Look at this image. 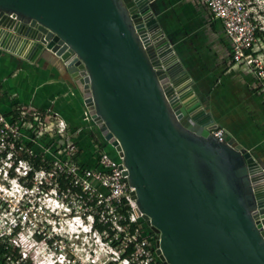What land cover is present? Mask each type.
I'll use <instances>...</instances> for the list:
<instances>
[{
  "label": "water",
  "instance_id": "obj_1",
  "mask_svg": "<svg viewBox=\"0 0 264 264\" xmlns=\"http://www.w3.org/2000/svg\"><path fill=\"white\" fill-rule=\"evenodd\" d=\"M0 49L63 63L162 264H264V165L210 133L155 0H0Z\"/></svg>",
  "mask_w": 264,
  "mask_h": 264
},
{
  "label": "built area",
  "instance_id": "obj_2",
  "mask_svg": "<svg viewBox=\"0 0 264 264\" xmlns=\"http://www.w3.org/2000/svg\"><path fill=\"white\" fill-rule=\"evenodd\" d=\"M201 1L222 24L230 42L231 65L244 67L264 90V9L256 7L254 0ZM28 131L34 136L30 133L27 135ZM210 133L219 141L225 135L221 128ZM42 138L52 139L55 144L43 145L39 142ZM24 139L40 149L41 160L37 169H33L28 159L35 154L26 147ZM76 151L67 124L57 115L43 118L19 109L18 119L11 120L0 110V171L16 185L18 195L16 205L8 210L7 204L0 200V264H70L64 247L52 245L62 235L56 232V215H52L53 210H47L45 199L55 203L60 201L62 207L66 205L62 208L63 216H69L72 220L77 217L70 216L71 209L66 202L76 199L88 210L84 217L89 232L98 231L93 227L96 217L99 224L107 225L115 232L113 240L123 233L120 255L128 244L133 246L130 259L119 256L120 262L153 264L149 236L142 235L138 228L133 233L129 232V225L142 219L135 212L136 206L130 195L132 188L123 175L120 158L101 152L97 159L98 168L88 169L74 161ZM23 155L28 158H22ZM46 156H49L48 160L44 159ZM32 169L33 174L29 177ZM60 178L68 181V189L62 192L58 189ZM9 185L10 182L0 192L4 194L11 189ZM69 186L79 192L72 193ZM123 207H126V215L119 212ZM32 209L37 214L43 213L48 219L37 221ZM126 220L127 223L121 224ZM100 233L107 239L106 232ZM112 239L108 240L110 246L117 248V245L112 246Z\"/></svg>",
  "mask_w": 264,
  "mask_h": 264
},
{
  "label": "crops",
  "instance_id": "obj_3",
  "mask_svg": "<svg viewBox=\"0 0 264 264\" xmlns=\"http://www.w3.org/2000/svg\"><path fill=\"white\" fill-rule=\"evenodd\" d=\"M155 2L165 35L199 100L209 109L218 128L249 150H255L254 144L263 139L253 136L256 129L244 103L254 99L255 103L258 98L264 112V90L244 67L231 65L230 42L221 22L201 0ZM82 105L81 96L59 59L47 55L28 61L0 49L2 112L11 115L12 111L25 109L43 118L57 115L65 121L69 132L77 133L84 124Z\"/></svg>",
  "mask_w": 264,
  "mask_h": 264
},
{
  "label": "rangeland",
  "instance_id": "obj_4",
  "mask_svg": "<svg viewBox=\"0 0 264 264\" xmlns=\"http://www.w3.org/2000/svg\"><path fill=\"white\" fill-rule=\"evenodd\" d=\"M254 1L256 7L260 6V9H264V0ZM159 20L161 23V18H159ZM47 55L48 54H45L43 57H46ZM257 96L263 99V95L257 93ZM77 98H79V96ZM254 100L248 104L244 103V105L246 111L253 118L252 121L256 129V134L253 133V136L260 137L261 139H263V142H256L254 144L255 150H250V152L259 163L264 165V112H262L263 109L260 104L261 100L257 98L256 102L253 103ZM81 107V110L83 111L82 115L84 117V124H82V129L80 128L79 132H70L72 138L74 139L75 137H78L79 134L81 135V133L83 132L86 138H91L87 139V144H90L92 141L100 144L103 143L102 145H104V147L102 148L108 149V152L114 155L113 149L105 147L107 143L105 142L106 144H104L96 125L88 116L84 104ZM74 128L75 130H77V127ZM257 144L259 146H256ZM14 172L16 173V171ZM9 182L11 183V185H9L11 186V189L5 191L4 194L1 193L3 187H5L6 184H9ZM16 189V185H14L12 181L8 180L4 176V173L0 171V200L4 201V203L7 204V210L9 209V207H12L17 203L18 195L16 194ZM45 198L46 197L44 196L43 199ZM44 202L47 210L49 212L53 210L52 215H56V232L62 235V238H59V241L61 242L57 241V243H53L52 245L64 247L67 257L71 260L70 264H123L118 259L120 256L119 251H121L120 249L123 245L119 242L118 244H116L117 248H113L110 246V242H108L107 239H104L106 236L102 237L100 231L95 232L94 230H92L91 232H89V227L87 226L88 224L84 217L88 210L82 204H79L76 199H71L66 202V204H69V208L71 209L70 216L77 217L73 220L70 219L69 216H63L64 212L62 211V208L66 207L65 203V206L62 207L60 201L55 203L53 200L45 199ZM32 211L35 210L32 209ZM79 217L81 218L79 219ZM35 219L39 221L48 219V217L43 213H36ZM81 220L83 222H81Z\"/></svg>",
  "mask_w": 264,
  "mask_h": 264
},
{
  "label": "trees",
  "instance_id": "obj_5",
  "mask_svg": "<svg viewBox=\"0 0 264 264\" xmlns=\"http://www.w3.org/2000/svg\"><path fill=\"white\" fill-rule=\"evenodd\" d=\"M1 110V109H0ZM2 112V111H1ZM5 117H7L8 119H11V120H15V119H18V115H19V110H15V111H12L11 112V115H9L7 112H2ZM30 135L32 134V137L34 136V134L32 132H26L27 135ZM87 139H91V138H86L84 133L82 132L81 135L79 134L78 137H75L73 140H74V144L76 145V148H77V151L75 153V155L73 156V159L74 161H76L81 167L83 168H88V169H97L98 168V164H97V159H98V155L101 153V152H106L108 153L110 156L112 157H116L115 153L114 155L110 154L108 152V149H104L102 147H104V145L100 144V143H96L94 141H92L90 144H87L86 141ZM24 144L26 145V147H28L29 149L33 150L35 156L34 157H27V155H23L22 158L24 159H29L32 163V166H33V169H37L38 166L40 165V160H41V157H40V149L33 143H31L30 141L24 139L23 140ZM39 142H41L43 145H50L51 143L55 144V142L52 140V139H46V138H42L41 140H39ZM104 144L105 141L103 140ZM101 147V148H99ZM107 148H110L109 145L106 144ZM112 149V148H111ZM55 151V149L53 150ZM45 160H48L49 159V156H46L44 157ZM33 169L29 172V177L32 176L33 174ZM59 185H58V189H59V192H62V191H65L66 189H68V181L63 179V178H60L59 180ZM70 187V186H69ZM100 191H103L104 190L102 188H99ZM70 190L72 193H77L79 192L78 189L76 188H72L70 187ZM119 212L123 213L124 215H126V207H123L119 210ZM128 221H122L121 224H125L127 223ZM94 229L95 230H98V231H104L106 232L105 235H108L107 237V240L109 239H112L115 232H113L107 225L104 226L102 224H99L98 221H97V218L95 217V220H94V225H93ZM139 229V231H141L140 233L142 235H148L149 238H150V251L152 252V255L154 257V262L153 264H162L155 256L154 254V248H153V244H154V241H155V238H156V235L150 231V229L146 226L145 222L143 220H140L138 221V223L136 224H130L129 225V232L130 233H133V231L135 229ZM109 238V239H108ZM123 238H124V235L123 233H120L118 234V238L117 240H113L112 239V246H116V244H118L120 241H123ZM133 246L131 244H128L125 251L120 255V258L124 259V258H127V259H130V254L133 252ZM131 264H134L133 262Z\"/></svg>",
  "mask_w": 264,
  "mask_h": 264
},
{
  "label": "bare ground",
  "instance_id": "obj_6",
  "mask_svg": "<svg viewBox=\"0 0 264 264\" xmlns=\"http://www.w3.org/2000/svg\"><path fill=\"white\" fill-rule=\"evenodd\" d=\"M181 85H184V82L183 83H180Z\"/></svg>",
  "mask_w": 264,
  "mask_h": 264
},
{
  "label": "flooded vegetation",
  "instance_id": "obj_7",
  "mask_svg": "<svg viewBox=\"0 0 264 264\" xmlns=\"http://www.w3.org/2000/svg\"><path fill=\"white\" fill-rule=\"evenodd\" d=\"M148 227V226H147ZM151 231V230H150Z\"/></svg>",
  "mask_w": 264,
  "mask_h": 264
}]
</instances>
